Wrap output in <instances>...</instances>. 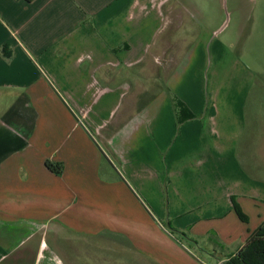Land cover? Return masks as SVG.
Instances as JSON below:
<instances>
[{"label":"crops","instance_id":"1","mask_svg":"<svg viewBox=\"0 0 264 264\" xmlns=\"http://www.w3.org/2000/svg\"><path fill=\"white\" fill-rule=\"evenodd\" d=\"M236 1L225 39L198 0H0V112L37 113L29 139L0 116V264L64 262L63 232L149 264L245 246L264 223V0Z\"/></svg>","mask_w":264,"mask_h":264},{"label":"rangeland","instance_id":"2","mask_svg":"<svg viewBox=\"0 0 264 264\" xmlns=\"http://www.w3.org/2000/svg\"><path fill=\"white\" fill-rule=\"evenodd\" d=\"M201 3H204V7L208 10V16L210 19L208 21L202 20L199 18V14L197 12H194V10L190 11V13L193 15L192 19L195 23H198L200 25H206L210 29H214L222 25L225 27L224 29V35L223 38H228L231 36H235L237 32L236 28V16L239 14L237 11L239 6L236 0H218L217 4L211 5L208 3V0H198ZM214 7V11H213ZM207 19V16H206ZM189 23V22H188ZM190 29L188 28V35H190ZM165 40H171L172 42H177V49L182 47L183 49V43L184 40H189L190 37L187 36V38L184 37L183 32L172 27V31L168 32L165 36ZM180 37H183L184 39L180 40ZM181 55L182 52H178ZM173 62L169 63L171 65V68L174 66V64L177 62V60L173 57ZM141 68V81L142 83H145L147 85L148 82V75L149 70L147 67V62L145 63V66ZM167 70H165L166 72ZM170 71V70H169ZM164 72V71H163ZM151 74V72H150ZM162 77H165L164 75ZM144 84V86H146ZM146 98V97H145ZM4 104L3 102L1 105ZM262 112H264V106H262ZM7 112H0V116L2 117ZM1 117V120H2ZM71 236V235H70ZM70 236L67 237V233L63 232L60 239L58 240L59 247L57 249H63L64 253H62V257L64 259V264H149L144 261H141L139 259H136L129 253H121V251L115 246H103L99 241L93 240L91 243H88L85 245L82 241L79 239H68ZM67 237V238H66ZM111 247L114 249L111 250ZM86 248V252H84V249ZM107 248L108 251L105 250ZM188 249H191L199 259H201V262L203 264H229L230 260L233 256H228V258L222 260L223 262H214L211 257H208L202 250L196 248L193 245H187ZM72 249V253L67 252V250ZM31 252V253H30ZM28 252L27 258L23 260L22 262H19L20 264H35L37 257L35 256L34 251ZM86 253V254H85ZM88 253V254H87ZM235 256V255H234ZM51 257V256H50ZM74 257V258H73ZM227 257V256H226ZM69 258L73 260H69ZM45 262L48 264H62L58 259L53 258L50 259L49 257L45 259ZM60 262V263H59Z\"/></svg>","mask_w":264,"mask_h":264},{"label":"trees","instance_id":"3","mask_svg":"<svg viewBox=\"0 0 264 264\" xmlns=\"http://www.w3.org/2000/svg\"><path fill=\"white\" fill-rule=\"evenodd\" d=\"M27 2H31L33 0H26ZM3 54L5 56H9L8 46H4ZM26 99H19L2 117V122L6 125H9L15 130L19 131L23 137L29 139L34 131L35 121L37 118V113L32 108L23 109L25 106ZM181 105L180 102L176 103L177 108V118L179 124H182L186 120L193 119L191 114L182 115L181 114ZM184 109L182 110V112ZM25 126V130H21V125ZM46 167L49 171L54 173L57 176L63 174L64 166L62 164L53 163V162H46ZM235 211L239 219L243 223H249V217L243 212L242 208L239 206L238 203L235 201ZM176 233V230H172ZM174 233L171 232L172 235ZM185 236V234H183ZM229 264H264V223L254 232L251 234L249 240L245 244V246L240 249L235 256H233L230 260Z\"/></svg>","mask_w":264,"mask_h":264}]
</instances>
